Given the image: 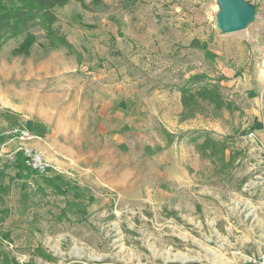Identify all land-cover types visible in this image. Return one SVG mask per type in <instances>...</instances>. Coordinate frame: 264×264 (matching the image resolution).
<instances>
[{
    "label": "rangeland",
    "instance_id": "1",
    "mask_svg": "<svg viewBox=\"0 0 264 264\" xmlns=\"http://www.w3.org/2000/svg\"><path fill=\"white\" fill-rule=\"evenodd\" d=\"M222 9L220 0H69L56 8V26L71 47L52 45L40 27L29 54L13 53L19 39L0 45V132L27 123L60 142L66 134L82 139L84 153L96 151L81 129L86 121L94 126L90 119H100L107 88L120 84L136 123L127 132L131 146L109 163L122 172L114 175L117 186L98 179L78 219L60 221L51 212L25 237L14 229L6 238L0 225V264L5 258L21 264H244L264 248V119H252L246 110L256 104L252 93L229 85L216 65L223 49L231 58L244 55L252 63L250 83H259L262 40L255 19L244 29L223 31ZM211 31L220 34L209 44L191 43ZM196 74L218 81L232 107L199 99L192 115L185 112L178 88ZM252 95L261 105L264 93ZM207 137L214 143L204 148ZM3 142L0 157L11 154L3 152ZM47 147L39 151L78 180L72 158Z\"/></svg>",
    "mask_w": 264,
    "mask_h": 264
},
{
    "label": "crops",
    "instance_id": "2",
    "mask_svg": "<svg viewBox=\"0 0 264 264\" xmlns=\"http://www.w3.org/2000/svg\"><path fill=\"white\" fill-rule=\"evenodd\" d=\"M254 19L256 21V36L261 37L262 40L257 47L260 53L264 55V5H256ZM218 34H220L219 31L216 33L211 31L200 37L194 36L191 43L209 44L210 40ZM225 42H227V39ZM222 53L224 54L223 57L216 60L217 73L229 85L247 93L253 94L259 91L264 93L263 70L262 73L258 71L256 76L259 83H250L252 79L251 60L247 59L245 61L244 55L241 60L235 57L231 58L228 54L226 55L224 49ZM123 86L120 84L114 88H107L111 90L108 91L110 94L104 96L100 102L98 110L100 119H90L91 124L95 123L91 129L88 126L90 123L86 121V125L81 129L86 137L94 141L93 146L94 149H97L96 151L84 153L82 150L83 140L79 139L78 141L76 139L74 141L70 134H66L64 140L60 142L58 139H54V136L49 134L48 131L36 130L32 125L24 123L31 127L38 136V138L29 141L27 145L42 152L47 151V145H55L58 154L72 158H70L72 168L79 173V178L75 181L66 175H59L54 172L40 175L25 166L21 154L16 157L13 156L14 159L6 155L0 157V225H4L10 236H13L14 229H20L19 232L23 233L25 237L27 232H32L34 228H37V222L41 216H45V218L49 216L50 218L51 212L54 211L57 214L55 217L57 220L78 219L82 215L83 205L87 204V200L95 195L98 179L100 182L102 180L105 185L117 186L118 180L113 178L122 172L114 171L113 168L115 167L109 163L113 162L115 153H120L122 147L131 146L130 141L132 140L128 137L127 132L131 126L134 127V124H136L132 122L133 119H130L131 109L129 112L127 111L130 108L131 100L125 98ZM252 94H250V97L256 104L251 105L246 110L250 112L252 119H264V95L261 96V105H259L258 95ZM5 126H8V124H4L3 127ZM92 129H96L97 137L90 134ZM76 130L74 128L73 131ZM16 148V143H9L3 152H13ZM76 153L81 155L80 158L85 157L86 161L81 163L80 158H75ZM92 155L96 158L89 160V156ZM57 160L62 162L63 166L69 167V161L62 160L59 157H57ZM94 162L98 163L94 164ZM91 177H94L95 180ZM185 184L191 188L192 179L187 178ZM261 251L260 248L258 253Z\"/></svg>",
    "mask_w": 264,
    "mask_h": 264
},
{
    "label": "trees",
    "instance_id": "3",
    "mask_svg": "<svg viewBox=\"0 0 264 264\" xmlns=\"http://www.w3.org/2000/svg\"><path fill=\"white\" fill-rule=\"evenodd\" d=\"M69 0H0V45L10 39H19L20 43L13 49L15 54H29L31 47L37 41L34 29L40 27L44 36L52 45L71 47L61 28L56 26L58 15L56 8L65 5ZM102 0H94L100 4ZM204 74L191 76L184 84L179 86L181 100L185 112H192L199 105V99L207 101L217 108H231L232 103L223 97L218 81L209 82ZM208 81V82H207ZM212 81V80H210ZM200 84V85H198ZM197 86V87H195ZM1 138V137H0ZM214 143L207 137L202 147L207 148ZM222 149H224L222 147ZM6 238L10 233H4ZM6 264H21L16 258L11 262L5 258ZM66 264H121L111 261L83 262L78 260L68 261ZM167 264H200L199 262H172Z\"/></svg>",
    "mask_w": 264,
    "mask_h": 264
},
{
    "label": "built area",
    "instance_id": "4",
    "mask_svg": "<svg viewBox=\"0 0 264 264\" xmlns=\"http://www.w3.org/2000/svg\"><path fill=\"white\" fill-rule=\"evenodd\" d=\"M262 2L264 0H252V2ZM0 135L3 139L4 144L9 143H16L18 144L17 148L11 152L9 155L11 158L16 153H20L23 158L25 164L32 170L40 173V174H47L49 172H54L57 174H65L67 176L74 177L73 172L71 171H64L62 167L59 165L49 161L47 157L38 149L30 147L27 145L29 141L36 137L34 130L24 123H14L6 128H4ZM254 132L249 133V137H255ZM244 264H264V248L260 253L253 254L248 256L245 259Z\"/></svg>",
    "mask_w": 264,
    "mask_h": 264
},
{
    "label": "water",
    "instance_id": "5",
    "mask_svg": "<svg viewBox=\"0 0 264 264\" xmlns=\"http://www.w3.org/2000/svg\"><path fill=\"white\" fill-rule=\"evenodd\" d=\"M219 27L223 31H236L247 27L255 17V6L244 0H220ZM227 16L224 17V12Z\"/></svg>",
    "mask_w": 264,
    "mask_h": 264
},
{
    "label": "bare ground",
    "instance_id": "6",
    "mask_svg": "<svg viewBox=\"0 0 264 264\" xmlns=\"http://www.w3.org/2000/svg\"><path fill=\"white\" fill-rule=\"evenodd\" d=\"M225 16H227V12H226V11L224 12V17H225ZM176 257H177V258H181V259H186V258H187V257L184 256V255H177Z\"/></svg>",
    "mask_w": 264,
    "mask_h": 264
}]
</instances>
